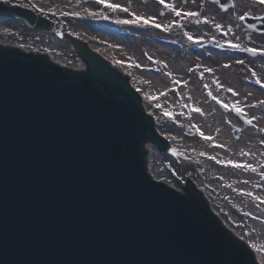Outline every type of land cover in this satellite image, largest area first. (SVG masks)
<instances>
[{"label": "water", "instance_id": "obj_1", "mask_svg": "<svg viewBox=\"0 0 264 264\" xmlns=\"http://www.w3.org/2000/svg\"><path fill=\"white\" fill-rule=\"evenodd\" d=\"M92 73L0 51V264H251L206 210L148 177L137 97Z\"/></svg>", "mask_w": 264, "mask_h": 264}, {"label": "bare ground", "instance_id": "obj_2", "mask_svg": "<svg viewBox=\"0 0 264 264\" xmlns=\"http://www.w3.org/2000/svg\"><path fill=\"white\" fill-rule=\"evenodd\" d=\"M28 1L39 6L36 0ZM39 1L45 5L47 3V0ZM186 2L182 4L181 0H176L164 15V20L170 27L177 25L182 36L191 37L194 46L180 52L171 42L177 40L178 36H162L164 31L158 29L156 35L160 36L157 38L159 40L152 42L151 51L146 50V62H137L135 54L129 60L134 64L133 80L148 98L149 104L146 102L143 106L154 114L156 129L168 136L176 152H179L175 156L184 158L180 155L183 153L192 161L193 177L204 195L214 203L215 211L252 246L259 262L264 264V110H261L264 108V33L248 29L240 19L249 14H264V4L246 6L238 3L234 8L220 11L214 3L199 5L197 0ZM64 3L70 5L66 7L70 20L78 27L83 26L85 31L86 28L94 30L95 27L91 25L90 28L88 24L92 20L91 11L83 0H66ZM131 5L135 6L134 3ZM121 6L128 9L124 4ZM62 14L66 15V12L63 10ZM185 14V20H189L179 25L178 20ZM3 20L0 19V22ZM122 28L123 31L127 29ZM76 31L81 33L80 30ZM44 37L45 34L36 33L33 38ZM202 37L207 38L205 46L200 45ZM92 38L98 43L90 44L91 48L112 47L111 41L108 47L103 45L105 43L99 35ZM122 40L125 38L119 37L118 43ZM242 46L258 50L262 55L257 53L254 61L248 62L240 55ZM51 57L62 65L68 64L64 59ZM233 67L249 69L247 82H239V87L230 83L235 76L226 71ZM149 69L160 76L152 74ZM191 84L192 87L196 86L195 92L189 89ZM198 90L202 93H198ZM159 102L171 109L181 125L187 127L195 123L199 126L203 137L187 138L180 134L173 127L174 123L161 118L156 109ZM221 104L230 107L228 114L221 110ZM234 113L248 117L250 126L243 127L233 118ZM235 125L242 127L239 138H234L229 131ZM145 149L148 151V170L154 178H166L167 173L175 172L173 166L170 172L161 166L167 160L164 155L161 157L156 145L146 143ZM237 164L241 166L237 167ZM247 165H251V168ZM228 206L238 215V219L231 216Z\"/></svg>", "mask_w": 264, "mask_h": 264}, {"label": "rangeland", "instance_id": "obj_3", "mask_svg": "<svg viewBox=\"0 0 264 264\" xmlns=\"http://www.w3.org/2000/svg\"><path fill=\"white\" fill-rule=\"evenodd\" d=\"M4 1L10 5L18 4L20 6L30 8V9L34 10L35 12H41L43 16L53 20L57 26L55 30H59L61 32L70 31L72 28V24L75 23V22L68 21L69 25H67V26H65V24L63 23V21L65 19L61 16V10L67 9L66 7H69L70 5H68L67 3H64V1H61V0H47L46 5L44 4V2L36 0L40 7L30 3L28 0H27L28 2L26 0H4ZM83 1L85 2L86 0H83ZM108 1H110V2L114 1L116 3H121V4L126 3L129 5H131V3H134L135 6H133V7L136 10L138 9V13H141L144 16L149 17V18L154 19V20H156L157 17L162 19L161 15H163L164 13H168L164 9H161V14H160V12H158L159 9H156V6L158 5L156 0H108ZM173 1L176 2V0H173ZM203 1H204V3L208 2L207 0H201V2H203ZM204 3H202V4H204ZM238 3L240 4L243 2H238ZM202 4H200V5H202ZM93 5L94 6L91 7L89 4H87L88 8L93 10V13L96 14V16L99 20V21L98 20L97 21L99 22L100 25H96V27L98 29V33L100 34V37H101V35L103 37H107L104 35V34H106L105 30H109L110 28H106V27L107 26L111 27L109 25H112V24L111 23H105V22L106 21L115 22V20H117L116 19L117 15L115 13L108 14L105 9L101 8L100 6L97 7V5H95V4H93ZM246 6H248V5H246ZM130 7L133 8L132 5ZM161 8H163V6ZM7 19L8 20L4 19L2 22H0L1 29H4L3 26L7 29H10V28L15 29L16 28L17 33L14 36H10L7 34H1L0 33V37L4 38V40H9L11 43L17 44V45L25 44L28 47H35L36 49H38L39 47H41V49H49V50L51 48H53L54 50L55 49L57 50V51H55L56 52L55 55L57 57H59L60 59L66 58L67 62L69 64H76L77 66L82 65L83 61L77 57V54L74 50V47L72 46L71 43H67L65 41L62 33L58 32V31H54V32H46L45 31L48 35L47 37H44L43 39L33 38L34 33H37V30L32 28L25 21L15 19V18H11V17H7ZM103 23H105V24H103ZM76 26L78 27L77 24H76ZM89 26H90V24H89ZM78 29H81V31L84 30L83 26L78 27ZM86 31L89 32V29L86 28ZM39 32L37 34L41 35V34H39ZM130 32H133V31H130ZM92 34H94V33H92ZM95 34H97L96 31H95ZM27 35L30 37H28ZM81 35L83 37H85L86 34H81ZM155 38H157L156 35H154L151 31L141 30V32L138 34V37H134V36L125 37V40L120 41V43H118V40H117V42L115 43V47L108 48V49H102V50L104 52H106V54H108L109 56H114L113 53L114 54L116 53L123 59H132L133 54H135L138 58L137 62H139V61L140 62H146V58H145L144 54H146L147 49L149 51L152 50V42H154ZM95 43H96L95 41L91 42V44H93V45H95ZM42 47H44V48H42ZM182 51H183V49H182V47H180V52H182ZM180 54H182V53H180ZM113 59L120 60L118 57H113ZM238 68L239 67H233L230 70L226 69V71L230 72V74L232 76H235V77H233L234 79H232V82H230V83H233L237 87L240 86V83H243V80H245L247 82V79H248L247 71L244 69L239 70ZM131 72H133V71H131ZM157 76H160V74H158ZM166 85H164V86H166ZM191 86H192V84H191ZM195 87L190 88L191 91L195 92L197 90V89H195ZM197 92L200 94L202 93L200 90H198ZM165 97H167V95ZM222 109H223L222 111L225 113L230 110L229 107L224 105V104L222 105ZM261 110H264V108ZM232 115H233V118L236 119L239 123H241V125L243 127H249L250 119L248 117H246L244 115L243 116L242 115L236 116L235 114H232ZM181 129L182 130L180 132L185 137H192L193 136V130L192 129H190L188 127H181ZM241 130H242V127L236 126V125L233 126L232 128H229V131L234 138H239L241 136ZM256 138H258V135H256ZM169 158L172 160V157L170 155H169ZM178 165H179V163H176V166H178ZM162 166L164 167V170H165V168H167V165L162 164ZM182 168L183 167L181 166L180 169H182ZM182 172H183V175L187 174V171H185V170H183ZM166 176H168V175H166ZM175 184H176V182H175ZM228 209L231 211V207ZM233 215L237 216L236 214H233ZM237 218H238V216H237Z\"/></svg>", "mask_w": 264, "mask_h": 264}, {"label": "snow or ice", "instance_id": "obj_4", "mask_svg": "<svg viewBox=\"0 0 264 264\" xmlns=\"http://www.w3.org/2000/svg\"><path fill=\"white\" fill-rule=\"evenodd\" d=\"M99 2L103 3L104 0H99ZM165 0H160V3H164ZM261 3H264V0H261ZM108 7L115 9H118L120 6L119 5H115V4H109ZM168 7H172V5H168ZM123 11L127 12L128 9L124 8ZM133 15L135 16V13H133ZM177 15H180L179 12H177ZM189 15H191V13H189ZM240 19H243V17H240ZM143 21L144 24H148L149 23V19H144L142 17L136 16V18L134 20H121V21H117L118 23H139ZM154 23V20L152 21ZM156 27H161V25L159 24H155ZM167 30V29H165ZM191 38V37H190ZM252 51H256L255 49H253ZM159 107V105H158ZM237 111H240L239 108L236 109ZM196 111H200V109H196ZM166 115H170L169 113H165ZM237 167H240L241 165L237 164ZM247 167L251 168V165H247Z\"/></svg>", "mask_w": 264, "mask_h": 264}]
</instances>
